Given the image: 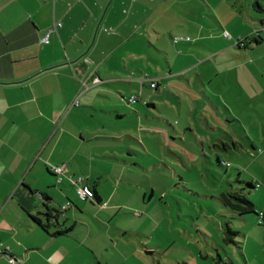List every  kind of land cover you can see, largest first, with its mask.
Segmentation results:
<instances>
[{
    "label": "crops",
    "instance_id": "crops-1",
    "mask_svg": "<svg viewBox=\"0 0 264 264\" xmlns=\"http://www.w3.org/2000/svg\"><path fill=\"white\" fill-rule=\"evenodd\" d=\"M190 1L0 0V248L8 247L0 254V264H9L10 255L16 257L15 264H81L78 257L68 256L72 249H78L77 256L81 249L88 253L85 264H130L129 252L141 254L140 241L132 248H116L128 230L113 229L110 221L143 197L145 189L134 176L152 172L161 162L146 140L157 138L156 129L161 144V136L169 131L153 124L152 110L146 112L145 106L158 103L155 94L145 98L144 79L156 81L155 87L148 85L158 90L157 77H188L192 64L173 73L171 55L181 43L178 50L185 47L184 54L193 57L185 45L190 38L175 34L178 24L190 30L191 18L183 10ZM196 1L213 7L210 0ZM237 1L235 43L226 39L227 44L213 48L209 43L218 45L220 34L202 28L195 34L196 44L209 40L208 46L201 44L211 51L208 56L225 47L235 56L223 68L215 62L216 77L227 69L240 72L241 53H234L230 42L248 51L263 43L261 34L252 33L258 30L255 12L264 11V1ZM242 38L245 44L238 45ZM178 59L173 54L176 63ZM142 63L146 69L139 79L134 72ZM82 81L84 91L79 89ZM137 93L131 105L121 99ZM76 97L78 105L70 106ZM147 154L152 157L146 159ZM58 165L64 166L63 173L55 175L50 168ZM69 175L81 176L82 183L96 191L94 199L79 203ZM126 195L132 204L122 202ZM67 202L49 231L34 220L46 222L48 211ZM95 224L106 226L103 234H94ZM61 225L71 230L51 236ZM78 225L79 235L74 233ZM54 247L61 251L50 253Z\"/></svg>",
    "mask_w": 264,
    "mask_h": 264
},
{
    "label": "rangeland",
    "instance_id": "rangeland-1",
    "mask_svg": "<svg viewBox=\"0 0 264 264\" xmlns=\"http://www.w3.org/2000/svg\"><path fill=\"white\" fill-rule=\"evenodd\" d=\"M210 1L212 8L191 0L183 7L191 18L187 25L190 30L184 31L180 24L176 27V37L190 38L185 45L191 47L193 57L184 54L185 47L178 50L181 43L176 44L173 54L179 59L176 63L171 55L172 71L175 73L192 64L188 77H157L158 90L149 88L150 77L144 79L145 98L155 94L153 98L158 103L154 108L145 106L146 112L152 110L154 115L149 118L153 124L167 128L169 133L161 136V144L160 132L156 129L153 136L157 138L146 140L151 152L161 156V162L155 163L159 167H154V172L134 176L133 181L145 189L143 197L136 201V206L120 209L125 213L110 221L113 229L121 226L128 230L124 239L121 236V241L117 240L116 248H132L140 241L141 254L129 252L127 255L130 264H217L218 258L231 259L233 264H264V225L260 217L247 214L245 220L230 219L219 197L224 192L246 188V182L259 183V187L250 189L248 197L258 212L264 211V11L255 12L258 30L252 33L257 37L261 34L263 43L248 51L233 44L236 41L233 27L240 2ZM177 9L182 8L177 6ZM201 28L215 36L220 34L223 39L218 45L209 40L196 44L195 34ZM240 28L244 30L243 26ZM231 38L230 49L241 53L240 72L227 69L224 75L221 72L216 77V63L223 68L235 56L226 52L227 47L208 56L211 51L202 45L209 43L216 48L227 44L225 40ZM152 68L155 73V67ZM142 69H146L143 63L142 67L138 65L134 76L143 79ZM161 69L168 74L164 67ZM139 83L140 90L142 83ZM92 85L93 81L88 83ZM85 86L82 81L80 91L86 90ZM127 98L125 94L121 99L131 105ZM166 123L175 126L177 132ZM245 135L249 136L251 144L243 139ZM132 157L137 158L135 154ZM77 198L79 203H87L78 195ZM122 202L132 204L129 195L124 196ZM226 222L239 233L228 234ZM105 228L95 224L94 234H103ZM80 230L78 225L74 233L79 235ZM59 251L61 249L54 247L50 253ZM67 252L70 258L78 257L81 264L89 257L84 249L80 250V256H77L78 249ZM114 255L119 257L117 252ZM90 257L93 258L91 254Z\"/></svg>",
    "mask_w": 264,
    "mask_h": 264
},
{
    "label": "trees",
    "instance_id": "trees-1",
    "mask_svg": "<svg viewBox=\"0 0 264 264\" xmlns=\"http://www.w3.org/2000/svg\"><path fill=\"white\" fill-rule=\"evenodd\" d=\"M244 42H245V38H242V39L238 40L237 44L238 45H241V44L244 45L245 44ZM243 139L247 140V142H249L251 144L249 136L245 135V136H243ZM234 143L235 142H233V144ZM223 146L228 148V145L225 144V143H223ZM225 165L228 166V164H225ZM257 187H259V183L246 182V188L240 187L237 190H232V191H228V192L222 193L219 197H220V201L222 202L224 208H226V210L228 211L227 217L229 215L230 219H236V220L240 221V220H245L246 219L245 217L247 216V214H256V215H258L260 217V223L262 225H264V211L258 212L256 210V208H255L254 203L248 197V194H249L248 192L250 191V189L257 188ZM92 191H93L94 197H95L96 196V193H95L96 191L94 189H92ZM94 197L92 199H94ZM92 199H89V200H92ZM84 200H88V199H84ZM63 212L64 211H61V208L59 210H56V211H53V212L48 211V213L46 215L47 216V219H46L47 221L44 222V223H42L36 217H34V220L37 222V224L41 228H44V230L49 231V228L52 225H55V223L58 222V219H59V217H61V215H63ZM227 219H226V221H227ZM225 225H226V231H227L228 234L235 235V234L239 233L236 230H232L229 227L228 222H226ZM58 229L59 230H55V231L51 232L50 235L54 236V237L61 236V235H66V233H68L71 230V228H65L62 225L58 226ZM2 253H0V254H2ZM11 256L15 258V263H16L17 262L16 257L13 256V255H10L9 257H11ZM7 261H8V259H7ZM8 263H9V261H8ZM216 263L217 264H233V261L231 259H228L226 261H222L220 258H218L216 260ZM97 264H99V263H97Z\"/></svg>",
    "mask_w": 264,
    "mask_h": 264
},
{
    "label": "built area",
    "instance_id": "built-area-1",
    "mask_svg": "<svg viewBox=\"0 0 264 264\" xmlns=\"http://www.w3.org/2000/svg\"><path fill=\"white\" fill-rule=\"evenodd\" d=\"M55 28V26H54ZM188 39V37H187ZM179 40V38H175L174 41H177ZM46 41V39H45ZM150 80V79H149ZM98 81V80H96ZM155 84L156 82L155 81H152L150 80L149 81V85L150 87H155ZM86 88V86H85ZM139 95H132V96H129L127 98L128 102H135L137 101ZM78 105V99L77 97L73 99L72 103L70 106H76ZM63 169H64V166L63 165H58V166H52L50 168V170L55 174V175H60L63 173ZM69 181L72 185L75 186V191H76V194L81 198V199H92L94 197V193L92 191V189L90 187H88L87 185L83 184L82 183V177L81 176H77V177H74L72 175H69ZM70 202H67L65 203L64 205L61 206V211H64L68 205H69ZM4 251H8V247L2 249L0 248V253L4 252ZM8 261L10 264H14L15 263V258L14 257H9L8 258Z\"/></svg>",
    "mask_w": 264,
    "mask_h": 264
},
{
    "label": "bare ground",
    "instance_id": "bare-ground-1",
    "mask_svg": "<svg viewBox=\"0 0 264 264\" xmlns=\"http://www.w3.org/2000/svg\"><path fill=\"white\" fill-rule=\"evenodd\" d=\"M186 39H187V38H186ZM188 39H189V38H188ZM188 39H187V40H188ZM155 82H156V81H155ZM155 85H156V84H155Z\"/></svg>",
    "mask_w": 264,
    "mask_h": 264
}]
</instances>
